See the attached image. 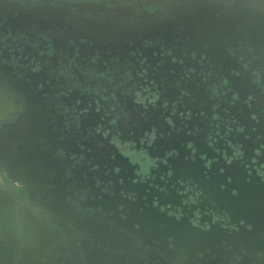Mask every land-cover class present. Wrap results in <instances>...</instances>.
Returning a JSON list of instances; mask_svg holds the SVG:
<instances>
[{
	"label": "flooded vegetation",
	"instance_id": "1",
	"mask_svg": "<svg viewBox=\"0 0 264 264\" xmlns=\"http://www.w3.org/2000/svg\"><path fill=\"white\" fill-rule=\"evenodd\" d=\"M182 88L202 92L215 111L223 105L226 112L220 109L223 115L196 120L190 110L180 115L183 93L189 95L185 92L173 99L171 111L170 103H164L160 119H173L176 125L167 139H182L188 123L203 126L187 135L191 141L186 144L195 151L187 145L181 148L192 163L165 164L149 156L162 154L156 144L166 139L163 133L145 132L137 144L127 132L140 120L147 121L146 114L159 109L168 91ZM247 96L259 111L264 101L262 0H0V99L8 108L0 114V256L10 250L11 242L27 237L33 262L39 264L36 253L42 247L35 244L42 230L63 237V254L54 255L53 264H173L167 259L166 218L159 211L164 204L150 206L156 203L158 185L166 189L160 200H167L172 168L195 166L213 178L227 152L229 159L241 157L230 169L251 171V182L264 188V177L258 175L264 169L253 162L254 157L260 159L256 150L264 136L258 130L252 139H242L239 132L243 127L244 136H249L247 125L256 127L244 119L243 113L250 111L244 104ZM233 122L239 124L236 129ZM106 133L122 145L118 151L105 140ZM197 136L206 151L202 156L213 161L210 171L208 161L192 159L200 151ZM230 139L240 140L242 146L233 147ZM102 150L116 154L125 165L123 185L115 179L107 184L100 176ZM176 152L166 155L178 160ZM125 157L139 160L140 166L131 171L134 166ZM136 172L141 183L133 184ZM105 184L107 192L102 191ZM56 186L65 193L63 199L54 193ZM113 191L121 196H113ZM205 191L178 190L176 214L194 231L203 232L215 220L209 232L233 233L237 226L221 209L226 196L213 195L214 188ZM185 192L188 203L181 195ZM129 195L132 200H127ZM217 196L222 205L213 201ZM57 201L64 204L65 213L52 209ZM139 207L145 211H137ZM150 221L158 233L149 244L146 240L155 229L147 227ZM197 223L202 227L196 228ZM14 248L19 250L18 244ZM21 250V259L1 258L4 264L30 263V248ZM232 263L226 254L213 262Z\"/></svg>",
	"mask_w": 264,
	"mask_h": 264
},
{
	"label": "water",
	"instance_id": "2",
	"mask_svg": "<svg viewBox=\"0 0 264 264\" xmlns=\"http://www.w3.org/2000/svg\"><path fill=\"white\" fill-rule=\"evenodd\" d=\"M183 92L189 94L185 95ZM183 93V102L185 105V108H182V105L178 108V114L183 112L184 114H187V111L190 110L192 113V116L194 120L199 119L202 116H209L222 114L224 112H220V109L226 112V106H223L220 109L214 110V107L211 103H207V99L205 96H202V92H194L191 89L188 88H182V90H176V91H168L165 95V100L160 102V105L157 111H151L146 114V120L144 119L140 120L138 125L136 127H132L130 130H128V134L133 136V141H138V137H140L145 132L148 131L149 127L153 129L151 132H155L156 135H160V133H163L166 139L159 138V142H157V146L159 148V151H162V154H151V159L159 158L161 161L167 160L168 163L174 164L181 163V164H191L192 161H186L184 158V154L181 150V148H184L183 146L187 145L186 142H190L191 140L187 138L188 132H193L194 127L198 126L200 129H202L201 124L194 125L191 123L189 124V128H184L182 131L183 138L180 139L179 137H173L172 139H167L168 133L171 127L168 126V122L166 121V118L160 119L161 116H163V105L164 103L168 102L170 103V106L168 109L172 110V105L177 98L178 94ZM172 97V99H171ZM217 105V103H216ZM174 106V105H173ZM132 112V111H130ZM223 115V114H222ZM233 115L238 118V113H233ZM169 117V115H167ZM172 119V117H171ZM237 120V119H236ZM173 123L175 121L172 119ZM239 124H236L233 126L234 129ZM166 126L167 130H163V127ZM159 133V134H158ZM186 137V139H185ZM197 136L196 139H194L196 143V147L200 149V151L196 154L197 162H201L200 157L202 155L206 154V151L202 149L204 146ZM185 139V140H184ZM185 142V144H184ZM172 150H176L181 153V155L178 156V160L174 158H168L166 153H169ZM101 155V161L105 164L107 163H120L122 162L120 160L111 161L110 160V154L102 150V153H99ZM125 162L130 161L128 157H125ZM208 161V155H206V159L204 162ZM196 162V163H197ZM235 177L234 183L237 184L242 189V195L238 201H234L231 199V197L228 195V189L227 187H224L223 190H220L221 188L218 187V182L221 180V174L217 173L215 177L208 178L207 174L201 170L198 169V167L195 166H187L182 167L181 169L178 168H172L173 176L171 178L170 184L167 185V202L171 203L173 205L178 204L179 202H176V197H178L179 191H184L186 187H190L193 189V191L200 190V188L205 190L214 188L215 192L213 195H225L226 201L220 202V198L215 197L214 202L217 205H222V210H225L227 213H229L231 219L233 220V223L236 224L237 227H240V225L237 224L236 217L237 216H243L247 217L250 220H253L257 225L261 223V219L264 218V188L262 187V184L260 183H247V179L249 178L246 173V170L243 169H230ZM123 174V171H122ZM127 176L121 175V178H126ZM54 193L57 195H60L61 198L65 193H63L60 189V186H56ZM117 196L120 197L121 193L120 191L117 192ZM60 198V197H59ZM63 199V198H62ZM181 203V202H180ZM206 204L208 201L205 202ZM143 205V204H141ZM209 205V204H208ZM52 209L56 212L63 214L65 213V207L63 203H59V201L54 202L52 204ZM105 211H109L110 207L108 205L104 204ZM116 209V208H115ZM198 209V208H197ZM196 209V210H197ZM201 211H204L203 209H200ZM138 211V209H137ZM165 215V214H164ZM166 223H165V243L168 247V253H167V259L169 262H172L173 264H213L214 260H219L223 254H226V259H230L231 261L235 262V264H238V262L235 261L233 256V251L236 246H238L241 241L244 240H252L256 243H259L261 240V232L258 230L253 236H248L246 231L241 228L240 233H229L226 231V235L224 234H216L213 232H198L194 231L192 224L187 219H182V222L177 226L174 223L171 222L170 217H165ZM130 226L134 227V224H130ZM147 227L152 230L155 225L152 221L147 224ZM42 237L39 244H35L38 248L41 246L42 250L40 249L38 253H36V258L38 259L39 264L42 263V259L45 257H48L50 259V262L48 264H53L54 255L57 253L63 254V237L62 235L56 236L55 234L51 233V231H42ZM158 233V228L155 227L154 231H150V234L146 240V243H151L153 240V235ZM168 234H173L175 238V246L172 250L169 249V241L167 238ZM2 236V234H0ZM7 236V235H6ZM9 236V235H8ZM3 237V236H2ZM56 243H59V249H54V245ZM226 243V245H224ZM18 244L19 250H15V245ZM31 243L28 240L27 237H23L21 241L18 242H11V248L9 251L5 252V256H0L1 258H6L9 260H13L14 256L19 259H21V256L23 253H25L23 250H21V247L30 248V253L27 255V260L30 261L28 264H35L33 262V251L31 250ZM217 245L219 248H217ZM228 247H230L228 249ZM50 248V249H49ZM198 248H204L206 251V255L204 257H200L196 249ZM226 248V250H225ZM35 253V252H34ZM52 253V254H51ZM38 264V263H37ZM233 264V263H232Z\"/></svg>",
	"mask_w": 264,
	"mask_h": 264
},
{
	"label": "snow or ice",
	"instance_id": "3",
	"mask_svg": "<svg viewBox=\"0 0 264 264\" xmlns=\"http://www.w3.org/2000/svg\"><path fill=\"white\" fill-rule=\"evenodd\" d=\"M174 2H179V0H174ZM226 2H227V0H226ZM233 2H234V0H233ZM262 2H264V0H262ZM109 7H112V5H109ZM181 63H183V61H181ZM247 66L248 65L246 64L244 67H247ZM239 74H240L239 71H237L236 75L239 76ZM209 75H212V74L209 73ZM257 83H260V82L257 81ZM227 84H228V81L225 80L224 85H227ZM229 90L231 91V89H229ZM239 98L240 97L237 96V99H239ZM157 99L159 100L160 98L158 97ZM252 99H253V97L247 96V98L244 100V104H245L246 108L249 109L250 111L243 113V115H244V119L254 122L256 127H253L251 123L247 125V128H248L249 132L251 133V135H249V136H244L245 128H243V127L239 128V132L242 134V139H252L253 137L256 136V133L258 130H259V134L261 136H264V124H262V122H264V101H262V103H261L260 110L257 111L256 109L253 108V104L249 103V100H252ZM165 108L167 110L166 105H165ZM7 111H8L7 105L3 102L2 99H0V114H3ZM96 111L99 112L100 109L97 108ZM180 115H183V112H181ZM113 123H115V121H113ZM233 123L235 126V122H233ZM168 124L171 127V129L174 131L176 128V125L173 123V121L169 120ZM2 127H3V124H0V128H2ZM217 127H219V125H217ZM148 131L151 132V131H153V129L151 127H149ZM169 135H171V132H169ZM189 135H191V133H189ZM120 138L123 139L122 134H121ZM105 140L110 142L113 145H117V151L119 150V147L122 146V145H118V141L116 139H113L111 133L105 134ZM140 143L141 142L138 140L137 144H140ZM229 144L235 148L242 146L240 140H231L230 139ZM187 147L189 149H192V151H195V149H193L192 144H190V143L187 144ZM88 151L89 152L92 151L91 147L88 148ZM122 154L128 155L127 153H122ZM175 154L177 156L181 155L180 152H176ZM169 155L171 156L172 153H169ZM256 156L260 157V159L256 160L254 157L253 162L259 164L260 169H264V141H258ZM192 159H196V157L192 156ZM205 159H206V156L200 157V160L202 163L205 161ZM110 160L116 161L117 160L116 154H114V153L111 154ZM222 160L224 162L223 166H220V165L217 166V171H218V173L221 174V180L218 182V187H220L222 189L224 187H227L228 195L231 197V199L234 201H238L242 195V189L237 184L234 183L235 177H234L232 171L230 170V167L234 161L241 160V157L240 156H233V159H229L228 153L226 152L225 155L223 156ZM92 163H93V161L90 160L89 164H92ZM126 163L134 166L131 169V171H135V168H138L140 166L139 160H130V161H127ZM164 163L167 164L168 161L165 160ZM212 163H213V161L208 160L206 170L210 171ZM155 166L159 167V164H155ZM124 167H125L124 164H120L118 162L117 163H110V164H98V170H99L100 176L103 178L104 181H107V184H111L112 180L115 179L118 181V183L120 185H123L124 180L121 178V173L124 170ZM105 169H107V170L105 171ZM150 171H151V169H149V172ZM110 174H111V177H110ZM68 175L70 176V170H69ZM168 175L172 176L173 173L169 172ZM246 175L249 177L247 183H251V176H252L251 171H248L246 173ZM258 175L260 177H264V171H258ZM93 179L95 180L96 178L93 177ZM129 179L131 180V177H129ZM160 179L163 180V177H161ZM131 182L133 184L141 183L139 172H136V179L131 180ZM107 184H105V186L103 187V189H102L103 192L108 191ZM95 187L97 189H100L101 184L96 183ZM157 187L159 188V192L157 193L156 203L151 204V202H150V206L151 207H157L159 204L163 203L164 207H160L159 211L164 213L165 217H170L171 222L178 226L182 222V214L177 215L176 212L173 210V205L171 203H168L167 201H161L160 200V196H162L165 193L166 189L164 187H160L159 185ZM112 195L115 196V195H117V193L115 191H113ZM181 195H183L185 197L184 202L188 203L187 193L186 192L181 193ZM132 199H133V196H131V195H129L127 197V200H132ZM192 203L195 204L196 202L192 201ZM122 207H123V202H122ZM138 211L143 213L145 211V208L139 207ZM236 220H237V224L240 225V227H235V229H234L235 233H240L241 228H243L246 231L248 236H253L259 230L261 232V240L259 241V243H256L255 241H252V240L241 241V243L238 246H236L234 251H233V256H234L235 261L238 262V264H264V218L261 219V223L259 225H257L253 220H250L247 217H243V216H237ZM215 223H217V221H215V220L211 221L209 223L208 228H203V232L208 233L209 230L212 228V226ZM224 226L227 227V225H224ZM135 227L140 228L141 224L139 222H136ZM195 227L200 228L202 226L197 223L195 225ZM167 238L169 241V247L170 248L174 247L175 243H176L174 235L168 234ZM196 252L200 257H204L206 255V251L204 248H198V249H196ZM0 264H4L2 259H0Z\"/></svg>",
	"mask_w": 264,
	"mask_h": 264
},
{
	"label": "bare ground",
	"instance_id": "4",
	"mask_svg": "<svg viewBox=\"0 0 264 264\" xmlns=\"http://www.w3.org/2000/svg\"><path fill=\"white\" fill-rule=\"evenodd\" d=\"M165 196V195H164ZM144 206V205H143ZM222 207V206H221ZM160 213V212H159ZM211 218V217H210ZM194 228V227H193ZM220 228V227H219ZM226 234V233H225Z\"/></svg>",
	"mask_w": 264,
	"mask_h": 264
}]
</instances>
